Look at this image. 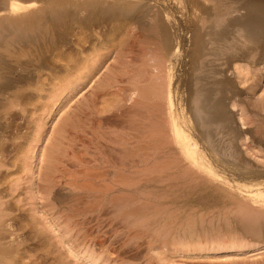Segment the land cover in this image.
Listing matches in <instances>:
<instances>
[{
	"label": "rangeland",
	"instance_id": "1",
	"mask_svg": "<svg viewBox=\"0 0 264 264\" xmlns=\"http://www.w3.org/2000/svg\"><path fill=\"white\" fill-rule=\"evenodd\" d=\"M122 1L159 27L146 18L132 30L128 21L73 30L49 69L36 45L20 49L4 32L13 43H0V82L29 78L0 88V264H264V216L252 213L264 194V36L238 26L226 50L215 35L246 0ZM220 79L221 105L195 109L197 87ZM164 107L170 134L178 125L195 141L189 151L157 137ZM215 112L219 126L207 121ZM213 150L216 159L194 157Z\"/></svg>",
	"mask_w": 264,
	"mask_h": 264
},
{
	"label": "bare ground",
	"instance_id": "2",
	"mask_svg": "<svg viewBox=\"0 0 264 264\" xmlns=\"http://www.w3.org/2000/svg\"><path fill=\"white\" fill-rule=\"evenodd\" d=\"M70 1V0H69ZM69 1L66 0H56L54 2H43L41 0H0V43L2 41L5 40V38L9 39V35H10V39L15 42V43H19L20 45L23 46H18V48L20 47V49H27L29 46L33 45L34 49L36 50V47L34 45L37 46V50L35 52H39V56L42 59V63H40V68L41 69H49L52 67V63H50L49 61V55H55V53H58V51L60 50V47H70L69 45L75 42V38L73 39L74 36H72V32L74 33L76 29H86V30H93L96 28H105V26H109L112 25L115 22H123V21H128L130 24L132 23V28H129L132 30L133 26H137L138 28L140 27V25H142L144 23V20L146 18H148L149 20L152 21V23L150 24V28L152 30H156L157 27H159L158 24V18H156L155 16H150L151 13L148 11H142L140 10V8H137L138 5L135 4L134 2H114V3H109L105 0H75L76 2L74 3H69ZM241 11H244V15L242 14L240 17L235 18L233 20H231L229 22V25L224 28L223 30H221L219 33H215L216 37H218L219 39L223 40L224 46L226 47V50H234V48L236 47V45H234L233 43V39H232V32L233 29L241 26L242 27V31L244 32V34L246 36H256L257 39L259 41V39H262L264 36V28L256 31L257 27L261 24H264V0H246V3L243 4L241 7H238L236 9H233V13H240ZM147 20V19H146ZM218 20H216L214 22V25L217 24ZM128 27V26H127ZM214 27V26H212ZM136 28V27H135ZM215 28V27H214ZM129 29V30H130ZM211 29V28H210ZM117 30V29H116ZM212 30V29H211ZM10 32L8 36H6L7 34L5 33L4 36V32ZM115 31V30H114ZM137 31L136 29H134L132 32ZM160 31V30H159ZM165 31V30H164ZM113 32V31H112ZM81 33V32H80ZM112 34V33H111ZM208 34V33H207ZM80 35V34H79ZM93 35V34H92ZM127 35V34H126ZM70 36L72 37L73 40H71ZM78 36V35H77ZM102 36V35H101ZM175 37V36H174ZM108 38V37H107ZM255 38V37H254ZM9 39V40H10ZM77 39V38H76ZM87 39V38H86ZM94 39V38H93ZM99 39V38H98ZM169 39V38H168ZM8 40V41H9ZM9 42H12V41ZM90 40V39H89ZM117 40V39H116ZM250 40V39H249ZM255 42L256 40L253 39ZM7 41V40H6ZM74 41V42H73ZM203 41V40H202ZM9 42H6L7 44ZM12 42V43H13ZM106 42V41H105ZM115 42V41H114ZM4 43V42H3ZM11 43V45H12ZM14 43V44H15ZM166 45L169 48V44H170V40L166 41ZM200 45L202 44L199 41ZM198 43V45H199ZM257 43V41L255 42ZM26 44V48H23ZM83 44V43H82ZM101 44V43H100ZM123 44V41H122ZM204 44V43H203ZM8 47L7 50H9L10 46ZM17 45V44H16ZM28 45V47H27ZM74 46V45H73ZM101 46V45H100ZM204 46V45H202ZM201 46V49H202ZM13 47V46H11ZM15 47V46H14ZM30 48V49H33ZM28 48V49H29ZM19 49V50H20ZM29 49V50H30ZM64 49V48H63ZM76 49V48H75ZM62 50V49H61ZM101 50V49H100ZM199 50V49H198ZM114 51V50H113ZM17 52V51H16ZM62 52V51H61ZM92 52V51H91ZM101 52V51H100ZM29 53V52H28ZM202 53V52H201ZM24 54V53H23ZM79 54V53H78ZM100 54V53H99ZM97 54V55H99ZM2 55V54H0ZM63 55V54H62ZM75 55V54H74ZM3 56V55H2ZM19 56V55H18ZM84 56V55H83ZM107 56V55H106ZM34 57V56H33ZM99 57V56H98ZM233 57V56H232ZM236 57V56H235ZM234 57V58H235ZM24 58V55H23ZM60 58V57H59ZM66 58V57H65ZM239 58V57H238ZM35 59V58H34ZM38 59V58H37ZM77 59V58H76ZM79 59V58H78ZM77 59V60H78ZM97 58H95L96 60ZM1 60V59H0ZM4 60L3 61L4 63ZM24 60V59H22ZM69 60V59H68ZM72 60V59H71ZM239 60V59H238ZM38 61V60H37ZM79 61V60H78ZM92 61V60H91ZM12 62V61H11ZM18 62V61H17ZM36 62V61H35ZM52 62V61H51ZM77 62V61H76ZM81 62V61H80ZM95 62V61H94ZM100 62V61H98ZM2 63V62H1ZM0 63V64H1ZM2 63V64H3ZM6 63V62H5ZM54 63V62H53ZM7 65L9 63H6ZM21 65V63H19ZM18 64V65H19ZM95 64H97V62H95ZM4 65V64H3ZM16 65V64H14ZM25 66V64H22V66ZM70 66V64H68ZM74 65H77L74 64ZM93 65V64H92ZM6 66V65H4ZM3 66V67H4ZM54 66V64H53ZM56 66V64H55ZM68 66V67H69ZM81 66V65H80ZM86 66V65H85ZM98 66H102V64L98 65ZM2 67V66H1ZM3 67L1 69H3ZM7 67V66H6ZM12 67V66H11ZM10 67V68H11ZM30 67V66H28ZM36 67V66H35ZM73 67V66H71ZM95 67V65H94ZM97 67V65H96ZM95 67V68H96ZM203 67V66H202ZM8 68V69H10ZM24 68V67H23ZM26 68V67H25ZM33 68V67H32ZM67 68V67H66ZM88 68V67H85ZM84 68V69H85ZM93 68V69H95ZM39 69V68H38ZM88 70L86 76L89 77V73L91 74L92 70ZM204 69V68H203ZM5 70L7 71V68H5ZM15 70V69H14ZM12 70V71H14ZM66 70V69H65ZM70 70V69H69ZM82 70V69H81ZM80 70V71H81ZM86 70V71H87ZM202 70V69H201ZM10 71V72H12ZM204 71V70H202ZM201 71V73H202ZM211 71V69H210ZM210 71L208 72V74H210ZM5 72V71H4ZM3 72V73H4ZM71 72V71H70ZM78 72V71H76ZM75 72V73H76ZM215 72V71H214ZM1 73V72H0ZM9 73V72H8ZM17 73V72H16ZM15 73V74H16ZM13 74V75H15ZM19 74V73H18ZM74 74V73H73ZM78 74H80L78 72ZM163 74V73H162ZM207 74V75H208ZM4 75V74H3ZM2 75V76H3ZM10 74L11 78H13L14 76ZM21 75V74H20ZM83 75V72H82ZM81 75V76H82ZM216 75V73L214 74ZM13 76V77H12ZM76 76V74H75ZM85 76V75H83ZM85 76V77H86ZM210 76V75H208ZM207 76V77H208ZM1 77V75H0ZM19 77V76H18ZM29 78L28 76L24 75V76H20L18 79H13L14 81H9L8 76H5V78L3 77V79L5 80L6 78H8V80L6 81H1L3 82L2 85H0V88L5 92H7V89L11 88L12 86L15 85H21L23 82H26L25 79ZM73 77V76H72ZM71 77V78H72ZM80 77V76H79ZM207 77H205L204 79H206ZM214 77V76H212ZM87 78V77H86ZM202 79V80H204ZM2 80V79H1ZM29 80V79H28ZM27 80V81H28ZM221 80V79H220ZM30 81V80H29ZM71 81V80H70ZM75 81V80H74ZM201 81V80H200ZM210 81V80H209ZM208 81V82H209ZM0 82V84H1ZM221 81L218 80H214V81H210L209 83H207L208 85H204V86H200L197 87V91H196V96H195V109H202L203 111L208 113H211L212 111L214 112V110L221 105L222 103V99L224 97V93L227 91L228 87H229V82L227 81L225 84H222ZM72 83V82H71ZM26 84V83H24ZM220 84L223 85V87H221L220 89H216V87H218ZM18 85V86H19ZM166 85V84H164ZM232 85V84H231ZM22 86V85H21ZM24 86V85H23ZM22 86V87H23ZM163 87V86H162ZM233 87V86H231ZM230 87V88H231ZM5 88V89H4ZM15 88V87H14ZM19 88V87H18ZM17 88V89H18ZM21 88V87H20ZM0 89V90H1ZM16 89V88H15ZM164 89V88H163ZM10 90V89H9ZM13 90V88H12ZM217 90L219 92L218 97L216 98V94H217ZM232 90V89H231ZM99 91V90H98ZM21 93V92H20ZM1 94V91H0ZM195 94V93H194ZM24 95V94H22ZM216 95V96H215ZM226 95V94H225ZM18 97L20 96L17 95ZM95 97V96H94ZM167 98V97H166ZM96 99V98H95ZM98 99V98H97ZM166 101V100H165ZM169 101H170V97H169ZM97 103V102H96ZM171 103V101H170ZM98 104V103H97ZM162 106V105H161ZM163 107V106H162ZM165 108V107H164ZM208 109V110H207ZM8 110V109H7ZM6 110V111H7ZM169 109L165 108L163 112V114L158 113L156 114L154 112V117L156 116V118H158V120L160 122H162V129H164V131L159 130V133L157 132V137H161L164 139V143H168L170 140H176L179 143H182L184 145V148L186 149V151H189L192 147V144L195 142L193 141V139L191 138L190 134L187 135L186 133H183V130L179 129V127H177L178 125H176V132L173 131L171 134L169 131H171V117L169 114ZM149 112V111H148ZM204 113V112H203ZM216 113V112H215ZM214 113V114H215ZM150 116V115H149ZM194 117H192L191 120H193ZM224 118V117H223ZM220 115L219 112L216 113V115H214L210 120H207L210 123H218L225 119H223ZM189 119V120H190ZM195 121V120H193ZM192 121V122H193ZM184 122V121H183ZM189 122V121H188ZM191 122V121H190ZM222 122V123H223ZM155 123V122H154ZM159 123V122H158ZM195 123V122H194ZM218 123V124H220ZM217 124V125H218ZM161 125V124H160ZM183 125V124H182ZM181 125V126H182ZM191 125V124H190ZM195 125V124H194ZM214 126V125H213ZM219 126V125H218ZM157 127V126H156ZM155 127V128H156ZM173 127V126H172ZM187 127V126H186ZM189 127V125H188ZM191 127V126H190ZM215 127V126H214ZM222 127V126H221ZM154 128V129H155ZM195 128V127H194ZM198 128V127H197ZM173 129V128H172ZM185 129V128H184ZM157 130V129H156ZM174 130V129H173ZM195 130V129H194ZM208 130V129H207ZM155 131V130H154ZM153 131V132H154ZM1 132V131H0ZM154 132V133H156ZM187 132V131H186ZM204 132V131H203ZM206 132V131H205ZM213 133V132H212ZM201 134V133H200ZM1 135V134H0ZM154 136V135H153ZM152 136V137H153ZM200 136V135H199ZM2 138V136H1ZM160 138V139H161ZM202 142H206L208 144H212V137H211V133H202ZM200 138V139H201ZM162 139V140H163ZM158 140V139H157ZM175 141V142H176ZM163 142V141H162ZM181 144V145H182ZM213 145V144H212ZM205 147V146H204ZM214 147V146H213ZM164 148V147H163ZM206 149V147H205ZM202 150V149H201ZM212 150V149H211ZM218 150V149H217ZM207 151V149L205 150ZM210 151V150H208ZM197 152V151H196ZM195 152V153H196ZM209 155L207 153H203V152H197L196 154H194V157L197 160H211L212 158L217 157V155H219V151L213 150L211 152H208ZM157 155V154H156ZM224 157V156H223ZM227 160V159H226ZM119 182V181H118ZM123 183V182H122ZM262 194V193H260ZM259 194V195H260ZM261 199L259 201H256V204L252 203L253 206V210L252 208L250 210H252L253 215L255 213L256 216L260 217V216H264V194H262ZM256 200V199H255ZM249 207V206H248ZM245 208V207H244ZM249 209V208H248ZM249 210V212H250ZM256 211V212H254ZM251 215V214H249ZM255 216V215H254ZM253 216V217H254ZM255 216V217H256ZM257 220V219H256ZM4 228V227H3ZM4 233V232H3ZM41 241V240H40ZM165 244V243H164ZM163 246V245H162ZM168 249V248H167ZM50 253V252H49ZM2 255V253L0 254ZM4 255V254H3ZM6 255V253H5ZM35 257V256H34ZM1 258V257H0ZM33 258V257H32ZM2 259H0L1 261ZM7 260V259H6ZM18 259H14L13 261L15 262L14 264H19L20 260ZM68 260V259H67ZM12 261V259H11ZM10 261V262H11ZM30 261V260H29ZM65 261V260H63ZM9 262V263H10ZM69 262V261H68ZM111 262H114L111 260ZM3 264L5 263V261L3 260L2 262ZM7 263V264H9ZM26 263V262H25ZM70 263V262H69ZM6 264V263H5ZM13 264V263H12ZM29 264H68L67 261H65V263H62L61 260H59L58 258L54 257L51 258L49 256H36V258L33 260H31V263Z\"/></svg>",
	"mask_w": 264,
	"mask_h": 264
}]
</instances>
